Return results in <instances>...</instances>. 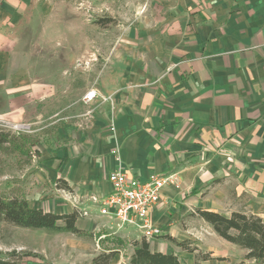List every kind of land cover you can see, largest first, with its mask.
<instances>
[{
  "label": "crops",
  "instance_id": "1",
  "mask_svg": "<svg viewBox=\"0 0 264 264\" xmlns=\"http://www.w3.org/2000/svg\"><path fill=\"white\" fill-rule=\"evenodd\" d=\"M28 2L0 4V121L30 130L38 124L32 117L38 118L40 104L56 87L30 79L19 62L13 29ZM184 5L188 14L178 42L161 60L169 64L158 74L138 75L142 82L134 81L125 95L119 88L103 95L108 101L98 97L87 118L90 140L49 152L55 159L51 172L69 183L73 195L98 197L110 193L108 176L117 169L142 181L177 174L180 190L165 188L152 212L156 227L166 222L168 201L204 209L200 199L225 185L229 214L264 220V0H184ZM61 121L53 123L56 130L73 137V116ZM80 219L76 225L85 231ZM131 235L117 237L142 238Z\"/></svg>",
  "mask_w": 264,
  "mask_h": 264
},
{
  "label": "rangeland",
  "instance_id": "2",
  "mask_svg": "<svg viewBox=\"0 0 264 264\" xmlns=\"http://www.w3.org/2000/svg\"><path fill=\"white\" fill-rule=\"evenodd\" d=\"M186 14L184 0L27 3L13 29L19 62L30 79L53 85L56 90L40 104L38 118L32 117L38 122L32 129L20 128L22 125L14 129L0 121V130L10 135V143L0 146V193L8 198H25L32 208L46 211H87L79 221L86 236L0 223L1 258L15 253L18 264H95L97 256L115 247L117 236L107 232L106 221L97 216L95 196L73 195L60 189L58 174L51 172L50 161L55 159L47 154L90 140L87 118L96 105L87 106L82 101L89 90L98 89L102 92L98 99L105 102L110 98L103 95L119 88L125 95L134 88V81L142 82L138 75L158 74L169 64L161 60L169 54L168 47L178 42ZM67 116H73V137L57 131L53 124L57 119L65 121ZM226 186L200 199L198 205L229 214L233 207ZM243 202L235 203V208L242 207ZM167 204L166 222L157 223L159 234L149 242L153 251L159 247L186 264L244 261L246 251L221 239L195 214L196 205L179 200ZM93 234L104 236V243L99 237L95 240L89 236ZM132 251L128 245L121 246L112 264H129Z\"/></svg>",
  "mask_w": 264,
  "mask_h": 264
},
{
  "label": "trees",
  "instance_id": "3",
  "mask_svg": "<svg viewBox=\"0 0 264 264\" xmlns=\"http://www.w3.org/2000/svg\"><path fill=\"white\" fill-rule=\"evenodd\" d=\"M9 134L0 130V146L10 143ZM60 189L72 193L66 181L59 180ZM195 214L205 221L213 231L224 241L246 251L244 261H254L264 264V220L258 215L246 212L225 214L220 212L197 209ZM82 218L78 210L70 214L57 215L43 209L32 208L22 197L8 198L0 193V223H5L29 230H44L58 233H70L76 237H85L86 232L77 227V221ZM101 238L98 234L89 235ZM115 247L106 249L105 253L94 259L95 264H111L121 246H130L133 253L129 264H186L175 254L153 251L146 239L124 240L116 237ZM104 239H100V242ZM107 240V239H105ZM0 257V264H18L15 253Z\"/></svg>",
  "mask_w": 264,
  "mask_h": 264
},
{
  "label": "built area",
  "instance_id": "4",
  "mask_svg": "<svg viewBox=\"0 0 264 264\" xmlns=\"http://www.w3.org/2000/svg\"><path fill=\"white\" fill-rule=\"evenodd\" d=\"M98 97V92L91 90L82 101L89 106ZM9 127L18 129V126L13 124H9ZM108 181L111 185L110 193L93 197L97 216L106 221V231L113 236L127 237L135 232L138 237H142L141 240L146 239L148 242L153 240L159 234V229L154 225L152 212L160 206L165 188L169 186L179 188L178 175L154 174L148 180L142 181L132 177L126 170L117 169L109 174ZM75 210L80 212L82 218L88 215L87 211ZM104 238L103 236L100 239Z\"/></svg>",
  "mask_w": 264,
  "mask_h": 264
}]
</instances>
